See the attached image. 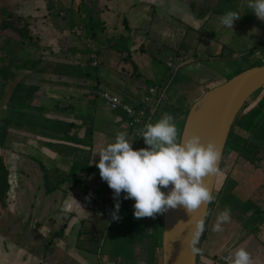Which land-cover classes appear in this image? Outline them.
I'll use <instances>...</instances> for the list:
<instances>
[{"label": "crops", "instance_id": "crops-1", "mask_svg": "<svg viewBox=\"0 0 264 264\" xmlns=\"http://www.w3.org/2000/svg\"><path fill=\"white\" fill-rule=\"evenodd\" d=\"M200 1L196 8V0H97L95 4L92 1L79 5L83 9L77 11L74 0H68L67 6L63 4L68 10V19L63 21L67 31L62 41L70 48L64 53L60 49L51 51H55L58 62L75 65L78 72L74 75L64 74V71L49 73L45 78L48 83L59 86L47 85L39 91H49L46 94L49 99H60L51 104L53 110L80 115L77 119L67 120L59 129L47 130L50 136H58L52 139L57 142L56 149L41 145L42 140H49L44 131L42 136L36 137L23 130L25 141L14 144H18V149H13L10 154L13 172L8 177L14 189L8 191L10 194L7 193L0 204V213L10 218L7 225L0 226V264H160V239L157 244V236H160L161 214L154 218H135V201L125 200L122 192L118 213L121 218H112L117 201L113 196L109 198L108 193L113 190L101 179L96 167L100 159L98 152L114 143L117 132L121 131L127 132L134 150L148 146L142 137L130 133L122 112L107 108L99 92L107 90L126 102L139 105L146 124L157 122L167 112L174 116L178 126V120L184 119L191 103L204 90L226 78L206 80L207 84L200 89L185 84L187 78H184L183 87H180L185 90L183 93L169 85L174 75L171 73L180 71L186 64L194 63L195 67H200L205 61L211 63L223 51L235 58L264 61V21L248 7L249 0H243L245 2L241 4L242 0L230 3L231 11L240 15L232 29L219 21V17L227 12L223 7L210 6V0ZM52 14L56 17L55 11ZM57 15L63 18L65 12L62 10ZM55 30L51 31L52 35L59 31ZM239 52L247 54L238 56ZM73 58H77V63L72 62ZM154 63L170 66L168 81H165L166 71L157 76L163 68L155 70ZM87 65L95 69L90 72ZM154 85L161 91L160 95H164L160 99H157L160 95L154 97L156 108L152 110L143 106L142 97L147 94L146 88ZM257 90L256 98L264 100V85ZM175 94L182 99L177 105L172 103ZM39 102L47 104L45 99ZM248 103L243 105L246 111L249 110ZM171 107L176 110L172 112ZM262 107L263 115L253 125L252 132L236 127L238 145L235 150H230L229 156L226 155L221 178L217 179L216 174L212 190L216 199L207 206L206 230L198 245L200 252L196 253L200 264H225L223 258L233 255L241 247L251 254L253 264H264V192L260 189V178L252 173L256 164L264 171ZM252 113L241 111L239 119L245 117L243 123H246L255 116ZM257 128H260L259 132ZM62 146L71 147L75 154L63 152ZM237 149L243 151L237 152ZM78 150L85 152V162L80 161L81 157L74 160ZM76 161L80 166L68 175ZM43 169L46 170L45 179ZM226 184L240 203L248 205L243 209L247 222L238 224L236 213L232 212L231 217L239 226L231 230L232 234L226 232L225 236L211 229L224 207L217 203ZM34 190L38 193L34 194ZM105 203L107 207L103 210ZM122 242L123 247L120 246Z\"/></svg>", "mask_w": 264, "mask_h": 264}, {"label": "rangeland", "instance_id": "rangeland-1", "mask_svg": "<svg viewBox=\"0 0 264 264\" xmlns=\"http://www.w3.org/2000/svg\"><path fill=\"white\" fill-rule=\"evenodd\" d=\"M92 1L94 4L97 2V0H87V1L85 0V2L86 3L88 2V4ZM98 1H101V0H98ZM196 2H197L196 8H198L199 7L198 4L200 3L198 2V0H196ZM244 2L245 1L242 0L239 2V4L244 3ZM67 3H68V0H0V5H2L3 7H6L8 11L13 12L15 16H18L22 20V22H25L26 27L28 29L27 34L29 35V37L31 35L30 39L26 37L20 43L18 40L19 36L16 35L14 32L10 31L9 29H0V43L2 44V47L0 48V65L1 64L2 66L10 65L11 62L13 63V65H15L14 69L13 68L11 69V72L13 73V76L11 78L12 81L11 83L7 84L2 95L0 96L1 97L0 98V116H5V117L7 116V118H10V116H13L11 119L12 120H15L14 118L18 119L21 123L20 127H24L27 124L30 125L31 127L33 126V129L32 130L30 129L33 132H31L30 130L28 131H30V133L36 137L42 136L43 131L46 132V137H48L49 140H42L41 145L49 149H53V148L56 149L57 142L52 139L58 136L56 135L54 137L50 136L51 134L48 133L47 130H53L54 129L53 127H56L57 129H59L62 124L64 126L67 120L77 119V116L80 115V114H76L73 111H71L73 112L72 114V113H69L63 110L62 111L53 110V107L51 106V104L58 102L60 99H55V100L49 99L47 98V95H46L49 91H39L41 87L43 89H46L47 85L48 86L55 85V87L59 86L54 83H48L47 79L45 78H47L48 76L47 74L49 73L64 71L65 72L64 74L74 75V72L75 73L78 72L77 66L75 65L69 66L68 63L65 61L58 62L59 58L55 54V51L57 49H60V52L64 53L66 49L70 48L67 46V44H64L62 41V36L66 34V31H67V27L64 26V24L66 23L63 22L64 20L67 21L68 19V16H67L68 12L65 7V5L67 6ZM230 3L235 4V0H210L209 2L210 6L212 5L214 6V8H218V9L220 7L221 8L223 7L224 11H231ZM59 6L62 8L60 11L63 10L65 12V16L63 18L61 17V15H56V17H54L52 14L54 11L52 8L59 7ZM80 8L83 9V7H80ZM49 27H52V30L56 29L55 32L59 30L58 33H55V35H52L51 34L52 30ZM60 30L62 31V34L60 33ZM6 37L10 38L11 40L17 41V43L15 42V45H12L11 43L9 44ZM19 39L21 40L22 38H19ZM51 50H55V51L53 52ZM49 53H51L52 56H50ZM246 54H247L246 52H239L238 56H246ZM48 55L49 57L45 58ZM72 62L77 63V58H73ZM263 62L264 61L262 59H258V58H251V59L244 58V57L235 58L233 57V54L223 51L222 55L220 57H217L216 59H213L211 63H208L207 61H205L204 65L200 67L199 66L195 67L194 63H191L190 65L186 64L184 67L180 68V71L177 72L176 70V72L171 73L172 75L173 74L174 75L171 77L169 85L171 86V88H174V90H177L178 88H179L178 90L181 89L180 92L184 93L185 90L183 88H180V87H183L182 81H185L184 78L185 79L187 78L186 79L187 82H185V84H188L189 86H191V88L198 87V89H200L201 86H204L205 84H207L205 83L206 80L213 81L216 78L217 79H220V78L228 79L231 76L235 75L236 73L242 71L243 69H246L251 66L259 65ZM154 64H155L154 65L155 70L156 69L158 70L159 68H163L157 73L158 74L157 76H161L163 74L162 72H165V71L168 72V75L165 79V81H168V79L170 78V73H169L170 66L169 65L164 66V65H161V63L159 64L154 63ZM251 64H256V65H251ZM87 69L91 70L90 72H92L95 68L91 65H87ZM36 73H39V74H36ZM196 78L198 79L197 81L195 80ZM34 85L38 86L37 90H36L37 86L34 87ZM69 85L71 87L74 86L72 83H69ZM62 87L71 89L65 86H62ZM258 91L259 90H256L246 100V103L249 102L247 104L249 105L247 106L249 107V110L246 111L247 108H245V106L244 107L242 106L233 120L232 125L234 126L229 131L226 143L223 148L222 159H221L222 161L220 162V168L217 173V179L221 178V170L224 169L223 162H225L226 155L229 156L230 150H235L236 146L238 145L239 137L236 135L238 126L244 127L248 132H252L253 125L256 124L258 120L261 118V116L263 115L262 106H264V100L259 101L260 99L256 98V93H259ZM174 92L176 93V91ZM160 93L161 91H158L155 96L160 95ZM40 95H42L41 97L42 99H39ZM163 95L164 93H162L157 99L162 98ZM151 97L148 98L146 104H144L143 106L148 109L150 108L154 110L156 108L155 99L153 96ZM9 98H10V101L8 104L13 103L14 106L13 107L9 106L8 108V106H6L5 104L9 100ZM43 99H45L47 104H43L39 102V101H43ZM173 100H175V102L174 101L172 102L173 104L180 103L182 101V99L179 98L178 95H176V98H174ZM164 101L165 103H167L168 102L167 98ZM60 102L62 104V101ZM171 108H172L171 111L176 110V107L175 108L171 107ZM12 110H16L14 111L15 114H12L9 116L7 112L9 111L11 112ZM241 111L245 113L249 111L251 113L253 111L252 114H254L255 116L248 119L246 123H243L244 120L246 119L245 117L239 119V116L241 115L240 114ZM18 114H20L21 118L18 116ZM181 114L183 116L182 112ZM181 122L183 123V118H181L177 122L178 124L177 128L180 131L182 128ZM144 124L146 125V121L144 122L143 120V123L141 122L138 127V131L136 134L137 137L139 136L138 135L139 130L145 127ZM180 125H181V128L179 129ZM260 128H262V126ZM260 128H257L256 130L259 132ZM10 131H13V130H10ZM24 136L25 135L21 133L20 134L10 133L7 135V138L9 140L7 146L9 145L11 149L7 148V151L4 150V153L8 161L10 160V154H11L10 152L13 151V149H16V150L18 149V144L15 146L14 144L20 143L21 140L25 141ZM35 146L37 148L38 144L36 143ZM61 148H64L63 152L75 154V151L71 147L67 148L66 146L65 147L62 146ZM74 148L81 149L79 147H74ZM238 150L239 149H237V152L243 151V150L241 151H238ZM245 150L251 151V149H245ZM76 154L77 156L76 158H74V160H78L77 157H81L80 161L81 160L83 162L86 161V159H84V155H85L84 151L78 150L76 151ZM256 154L257 153H255V156ZM252 170H253L252 173L254 175H257L260 178V184H261L260 189L262 190V192H264V171H262L261 167L258 164H256L255 168H253ZM9 172L12 174L13 169L12 168L9 169ZM10 173H9V177H10ZM13 178H14V175H13ZM12 184L13 183H10L11 187H9V190L14 189ZM229 188H230L229 184H226L223 186L222 192H220L221 195H220V198L217 204L221 205V207L222 206L224 207H222L223 209H220V207L218 208L221 211L227 208L230 211V213L235 212L236 220L238 224L245 223L247 221H246V216H243L244 215L243 209L247 208L248 204L240 203L238 198L234 196L232 193H230ZM36 193L38 192L34 190V194ZM8 194H10V192H8ZM262 198H264V196H262ZM209 208L210 206L208 207V210ZM212 214H213V211H212ZM3 215L5 214L0 213V226L1 227H4L5 225H7V222L10 220L9 217H5L6 215L3 217ZM238 224L235 223L234 217H231L229 222L222 225L223 230L221 231V233H223L225 236H226L225 234L226 232L228 234H232L231 230L234 229V227L238 228L239 226ZM246 227L248 228V226ZM159 239H160V236H157V244H158ZM252 240L255 241L254 239ZM123 245L124 243L122 242L120 246L123 247ZM218 259H219V256H218ZM200 261L201 260L199 258V254H197L196 264H200Z\"/></svg>", "mask_w": 264, "mask_h": 264}, {"label": "clouds", "instance_id": "clouds-1", "mask_svg": "<svg viewBox=\"0 0 264 264\" xmlns=\"http://www.w3.org/2000/svg\"><path fill=\"white\" fill-rule=\"evenodd\" d=\"M248 7L264 21V0H249ZM239 18L238 12L227 11L219 21L232 29ZM142 116L144 120L143 113ZM138 135L148 147L134 150L127 132L121 131L117 132L114 143L98 152L100 159L96 167L117 201L113 220L121 218L118 213L122 192L125 200L134 199L137 219L154 218L178 207H183L192 219V213L216 199L205 182L206 177L219 171L222 152L215 142H205L197 133L181 138L174 116L167 112L157 122L146 124ZM169 185L172 187L166 194L162 189ZM230 219L231 213L226 208L216 217L211 230L221 232L222 225ZM205 230L203 218L192 219L186 244L193 254L200 252L198 245ZM223 259L225 264H253L251 254L243 247Z\"/></svg>", "mask_w": 264, "mask_h": 264}, {"label": "water", "instance_id": "water-1", "mask_svg": "<svg viewBox=\"0 0 264 264\" xmlns=\"http://www.w3.org/2000/svg\"><path fill=\"white\" fill-rule=\"evenodd\" d=\"M198 2H201L198 0ZM264 85V62L236 73L225 81L204 90L187 109L181 138L193 133L203 140L213 141L223 152L226 137L240 108L249 96ZM216 174L206 177L207 187L213 190ZM164 189L167 194L171 190ZM207 206L192 213V219L205 217ZM192 219L183 207L169 210L160 217V264H195L193 254L186 244Z\"/></svg>", "mask_w": 264, "mask_h": 264}, {"label": "trees", "instance_id": "trees-1", "mask_svg": "<svg viewBox=\"0 0 264 264\" xmlns=\"http://www.w3.org/2000/svg\"><path fill=\"white\" fill-rule=\"evenodd\" d=\"M71 1L72 0H70V2ZM74 3L75 4H73V6L75 8V11H77L80 9L79 5L82 6L83 3H86V2H85V0H74ZM52 9L55 11V15L62 12V11H60L61 9H59L57 7L52 8ZM67 12H68V10H67ZM0 29H9L10 31L14 32L16 35L19 36V38H22L21 40L18 38L20 43L26 37H28L29 39L31 38V35L29 37V35L27 34L28 29L26 27L25 22H22V20L18 16H15L13 12L8 11V9L6 7H3L2 5H0ZM6 39L8 40L9 44L11 43L12 45H15V42L17 43V41L11 40L10 38L6 37ZM1 47H2V44L0 43V48ZM3 66H2V64L0 65V96L2 95L7 84L11 83V81H12L11 78L13 76V73L11 72V69L12 68L14 69L15 65H13V63L11 62L10 65H3ZM9 101H10V98L6 102L5 105L8 106V108H9V106L13 107L14 104L13 103L8 104ZM8 108H6V109H8ZM14 111H16V110H12L11 112L9 111V112H7V114L9 116L12 114H15ZM18 116L21 118L20 114H18ZM12 117L13 116H10V118H7V116L6 117L0 116V204H2V202L4 201V197L7 195L8 191H9V187H10V184L8 182V177H9V173H10L9 169L11 168L12 159H10L8 161V159H6V156L4 153V150L7 151V148L11 149V147L9 145L7 146L8 142H9L7 135L10 133L20 134V132H22L23 130L28 131L30 129L31 130L33 129V126L31 127L28 124L24 127H20V124H21L20 121L16 118H14L15 120H12L11 119ZM20 129H22V130H20ZM10 130H13V131H10ZM22 134H25V133L22 132ZM11 152H13V151H11ZM78 166H80L79 162H77V161L73 162L72 166L70 167L69 172L67 174L71 175ZM43 172H44V179H45L46 170L43 169Z\"/></svg>", "mask_w": 264, "mask_h": 264}, {"label": "built area", "instance_id": "built-area-1", "mask_svg": "<svg viewBox=\"0 0 264 264\" xmlns=\"http://www.w3.org/2000/svg\"><path fill=\"white\" fill-rule=\"evenodd\" d=\"M158 91L157 85L147 87V94L143 95L142 101L146 104L148 98L150 96H155ZM99 97L104 101L109 110L120 111L125 115L127 127L130 132L136 136L140 123H143L141 107L138 108L137 106L121 99L116 93L107 90L100 91ZM108 196L111 198L113 196V192H109ZM106 207L107 204L105 203L103 205V210L106 209Z\"/></svg>", "mask_w": 264, "mask_h": 264}]
</instances>
